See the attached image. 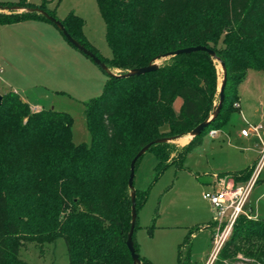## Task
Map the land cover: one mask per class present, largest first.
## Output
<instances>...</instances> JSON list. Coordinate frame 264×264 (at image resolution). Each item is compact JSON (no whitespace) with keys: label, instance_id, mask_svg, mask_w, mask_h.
<instances>
[{"label":"trees","instance_id":"trees-1","mask_svg":"<svg viewBox=\"0 0 264 264\" xmlns=\"http://www.w3.org/2000/svg\"><path fill=\"white\" fill-rule=\"evenodd\" d=\"M48 2L0 1V7L39 8L57 18V5L50 9ZM96 3L111 57H102L88 41L80 16L69 13L60 21L74 39L119 74L196 45L212 49L225 64L224 102L201 134L182 147L163 142L147 149L156 159V180L169 165L182 167L201 137L222 129L230 113L239 110L233 103L239 101L238 87L247 70H264V0ZM28 19L53 24L36 12L0 11V24ZM1 96L0 264H31L19 256L21 243H52L59 238L68 264H133L125 244L130 226V161L148 142L184 135L210 115L218 102L216 64L207 52L196 51L171 56L155 71L141 75L108 76L101 94L84 103L88 143L73 142L69 113L33 110L14 91ZM178 97L182 103L175 112L173 102ZM164 125L168 129L163 130ZM258 159L259 155L249 166L232 172L236 184L251 179ZM135 190L138 211L149 188ZM137 227L136 220L135 251L141 264H152L139 253ZM153 227V223L147 226L149 234ZM191 234L178 245L177 264H184L180 252ZM238 255L264 264V219L239 215L211 264H228Z\"/></svg>","mask_w":264,"mask_h":264},{"label":"rangeland","instance_id":"rangeland-1","mask_svg":"<svg viewBox=\"0 0 264 264\" xmlns=\"http://www.w3.org/2000/svg\"><path fill=\"white\" fill-rule=\"evenodd\" d=\"M35 1L39 3L41 0ZM49 1L47 6L50 9L57 5L55 14L59 20L69 13L80 16L83 19L82 31L88 41L102 57H111L105 39V24L96 0ZM60 36L69 44L62 34ZM69 46L84 58L83 63L66 58L50 60L48 56L43 58L46 62L32 60L20 75L1 73L0 91H14L29 102H39L45 109L53 108L69 113L73 118V142L88 143L90 133L85 123L84 103L101 94L108 75L89 57L72 45ZM38 59H41V55H38ZM44 63H47V69L40 67ZM215 64L218 90L222 71L217 61ZM113 71L118 72L115 69ZM246 76L238 89L239 110L230 113L227 124L215 137L204 134L200 142L188 152L182 167L171 164L155 180L154 154L147 151L139 160L134 187L137 190L149 188V192L144 206L137 213L138 222L141 225L153 223L154 227L151 234L144 227L137 228V235L144 236L141 251L150 254L151 263L177 264L178 245L189 231L192 236L180 252L184 264H205L207 260L213 261L216 257L217 253L213 254L215 234L222 232L225 235V226L219 227L214 221L215 209L202 195L217 188L212 183L214 173L218 182L244 184H236L232 172L251 164L260 147H256L254 136L256 133L264 136V70L249 69ZM1 79L9 83L4 84V88H1ZM216 100L217 91L213 103ZM238 102L233 103L234 107H238ZM253 126L257 127V131L252 133L249 130H253ZM166 129L168 126L164 125L163 130ZM242 129L249 131L248 137L241 135ZM171 143L176 145V142ZM255 180L257 183L248 202L252 213L246 217L254 218L252 215H255L264 219V164ZM19 256L31 264H68L66 247L61 238L44 244L23 242L19 247ZM228 264L260 263L238 255Z\"/></svg>","mask_w":264,"mask_h":264},{"label":"crops","instance_id":"crops-1","mask_svg":"<svg viewBox=\"0 0 264 264\" xmlns=\"http://www.w3.org/2000/svg\"><path fill=\"white\" fill-rule=\"evenodd\" d=\"M0 1H16V0H0ZM27 1L33 4H39L42 0L39 3H36L35 0H27ZM49 3L50 2H48V4ZM56 29L57 28L53 26V24L37 19H28L15 23L0 24V68H1L0 74L5 73L12 76L20 75L25 70L24 68H27L29 66L32 60L33 61L41 60L42 62H46V60L45 59L43 60V58L47 56H48L47 58L50 60L66 58L69 60H74L76 62L83 63V61H85L84 58L80 54H78V52L73 50V48H71V46H69V44H67L63 40V38L60 36L61 33L58 32V30ZM38 55H41V59H38ZM44 64L45 65L41 64L40 67L41 66L46 67L47 63ZM45 69H47V67ZM43 72L45 73V75H47L46 71ZM2 83L3 84L1 85L2 86L1 88H4L3 87L4 84H9L5 80L2 81ZM7 91L8 90L6 89L5 90L2 89L0 91V94L5 93ZM21 98L26 102H28L29 105L32 106V109L35 110L45 109L44 106L41 105L39 102L36 101L29 102L27 99H24L23 97ZM181 103L182 100L179 97L174 100L173 108L175 111H179ZM253 128H257V127L253 126L252 129ZM220 130L222 129H217L215 135H210L209 133L208 134L210 137L213 138L218 134ZM249 131L253 133V130H249ZM248 135L246 136L242 135V136L248 137ZM254 137H256L255 145L256 147H258L260 143L264 141V136H260V134L256 133V136ZM189 140H190L189 137L185 135L174 140L173 142H176V146L182 147L186 145L189 142ZM259 149L257 150V155L254 159L258 157ZM215 176L216 174L214 173L213 174L214 180L212 182L214 187L218 186L219 183L218 181L215 180ZM259 181L261 180L259 179ZM256 183L253 185L250 191L249 198ZM141 208L138 209L137 213ZM248 208L250 209V214H251L252 209L250 206ZM252 217L258 218L255 215H252ZM137 224H138L137 228L144 227L147 229L148 226L147 224L141 225L138 222V216H137ZM143 239L144 236L142 234L139 236L137 235V229H136L135 241L138 245L139 253L150 260L151 258L150 254L147 253L146 251H141L143 250V245H142ZM211 263L212 260L209 259L206 261L205 264H211Z\"/></svg>","mask_w":264,"mask_h":264},{"label":"water","instance_id":"water-1","mask_svg":"<svg viewBox=\"0 0 264 264\" xmlns=\"http://www.w3.org/2000/svg\"><path fill=\"white\" fill-rule=\"evenodd\" d=\"M0 11L4 12H10V11H15V12H36L38 14L43 15L46 19L51 21L54 26L60 31V33L65 37V39L70 43L73 47L78 49L80 52H82L84 55L88 56L95 64H97L104 72L107 73L108 76L111 77H119V78H125V77H130L133 75H141L147 72L155 71L158 67L159 64L171 57L175 56L177 54L181 53H191V52H196V51H204L209 54L210 57L214 59V61H217L220 65L221 71H222V77H221V82L218 87V102L213 108L212 112L210 115L202 122H200L197 126H195L192 130H190L188 133L184 135H176V136H171V137H162L155 139L153 141L148 142L145 144L142 148L138 150V152L134 155V157L131 159L130 164H129V175H128V180H127V186L129 189V195H130V201H131V207H130V226L129 230L127 232L125 244L130 252V255L132 257L133 264H141L140 259L138 254L135 251L134 244H133V234H134V228H135V223L137 220V209H136V190L134 187V177H135V164L138 160L139 157H141L147 149L152 145L156 143H163V142H172L182 136H188L189 139L191 140L192 138L198 136L201 134V132L208 126V124L218 115L222 104L224 102V87L226 83V67L223 61H221L215 54V52L203 45H196V46H189L185 48H180L174 51L167 52L165 54H162L159 57H155L152 61H150L146 66L138 67V68H133L128 70L125 73L119 74L117 72H114L113 69H110L103 61H101L100 58H98L91 50L87 49L84 45L79 43L76 39H74L65 29L63 23L49 15L46 11L41 10L39 8H30V7H20V6H10V7H0ZM159 60H162L159 62ZM1 94H0V102H1ZM189 140V141H190Z\"/></svg>","mask_w":264,"mask_h":264},{"label":"built area","instance_id":"built-area-1","mask_svg":"<svg viewBox=\"0 0 264 264\" xmlns=\"http://www.w3.org/2000/svg\"><path fill=\"white\" fill-rule=\"evenodd\" d=\"M1 72V68H0ZM216 129L210 130V135L216 134ZM257 128H253V132H256ZM249 131L242 129L241 135H248ZM264 164V141L260 143L259 149V159L253 175L249 181L244 184H230L219 182L216 189L212 191H206L203 193V198L206 199L215 209L216 215L214 221L220 227L225 226V235L222 232H217L215 234L214 240V255L218 252L221 244L231 229L236 218L243 214L249 217L250 209L248 208L249 194L256 182V177L260 174L262 165ZM255 176V177H254Z\"/></svg>","mask_w":264,"mask_h":264}]
</instances>
